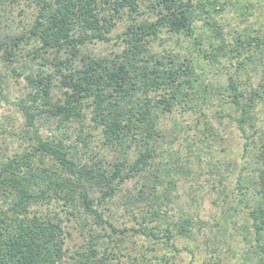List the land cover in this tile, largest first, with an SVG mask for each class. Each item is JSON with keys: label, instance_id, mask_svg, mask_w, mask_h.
Returning a JSON list of instances; mask_svg holds the SVG:
<instances>
[{"label": "trees", "instance_id": "1", "mask_svg": "<svg viewBox=\"0 0 264 264\" xmlns=\"http://www.w3.org/2000/svg\"><path fill=\"white\" fill-rule=\"evenodd\" d=\"M226 3L0 0V63L9 73L0 74V89L11 77L25 83L26 94L16 105L24 119L20 136L27 144L22 151L0 155V264H120L121 259L125 264H169L179 253L174 241L191 238L194 223L190 217L170 220L167 207L177 184L194 174L190 154L200 162L204 148L219 138L201 108L190 104H208L215 85L204 83L192 56L180 59L171 49L158 47L169 37L199 45L197 36H202H195V23L201 21L209 31L208 48L198 47L196 53L209 66L225 57L237 58L251 41L262 54L260 37L250 38L249 44L239 35L234 45L226 41L224 25L217 20ZM124 15L129 21L118 35L119 53H84L90 44L108 43ZM237 63L239 69L244 60ZM225 88L229 95L224 103L236 111V116L227 117L245 139L253 175L247 188L238 176L235 204H227L221 213L238 217L239 208H247V221L240 226L243 241L250 242L251 235L255 251L263 252L264 127L256 126V114L264 101V74L247 94L233 76H228ZM178 108L202 117L185 155L171 148L175 138L166 141L174 128L167 130L163 123ZM42 119L55 123L59 133L39 134ZM96 136L101 153L90 146ZM86 151L91 154L82 162L77 155ZM165 155L166 161H157ZM127 180L137 185L125 194L124 203L134 225L118 227L103 207ZM249 188L252 205L243 198ZM69 216L81 221L83 241L65 260L70 233L64 219ZM87 217L93 220L90 225ZM129 234L149 244L131 254L124 245ZM159 243L173 250L171 257L157 254ZM258 263L264 264V255ZM198 264H221V259Z\"/></svg>", "mask_w": 264, "mask_h": 264}, {"label": "rangeland", "instance_id": "2", "mask_svg": "<svg viewBox=\"0 0 264 264\" xmlns=\"http://www.w3.org/2000/svg\"><path fill=\"white\" fill-rule=\"evenodd\" d=\"M225 6V10L217 16V20L224 25L223 32L226 41L234 45V39L238 35L244 38L245 43L252 37H260L263 43L261 46L263 49L262 54L257 52L253 46L254 42L251 41L250 44L246 43L249 44V47L240 51L241 55L237 58L226 59L225 57L221 59L220 63L209 66L206 59L196 53L198 47L208 48L207 40L209 38L205 35L209 34V31L206 27H203L201 21L195 23L197 27L195 36L196 33L202 36H197L201 40L199 45H195L192 40L186 38H168L167 35H164L163 37L168 38V40H165L166 43L163 46L158 47V49L163 47L171 49L174 53L180 55V59L189 54L190 57H193L197 72L204 83L215 85L208 104L200 100L190 102V104H197L201 108L200 112L216 128L219 135V138L214 137L213 141L208 143V147L205 146L200 162L190 154L189 166L194 174L191 177L182 179L172 193V201L167 207L169 219L178 220L181 216L190 217L194 225L191 238H177L174 241L175 246L180 251L173 259L170 258L169 264L209 263L215 262V258L218 257L221 259V264H259L258 257L264 255V250L263 252L255 251L256 243L251 235L249 236L250 242L243 241L245 231L240 226L247 221V208H239L241 211L238 217H226L221 213V209L227 204H235L234 200L237 199L235 187L238 176L241 175V178L244 179L241 182L243 186L245 185L246 188L251 186L250 180L253 173L248 164L251 161V156L249 152L243 149L245 139H243L235 122L227 117V114L236 116V111L224 103L229 95L225 87L228 76H233L237 80L240 89L247 94L251 89L257 87L261 76L264 74V0H227ZM128 21L129 18L124 15L110 34L108 43L90 44L84 50V53H92L99 57L119 53L122 49V43L118 39V35L123 31ZM157 44L158 41L154 45ZM240 60H244V65L238 69L237 62ZM3 73L9 74L8 70L0 63V74ZM25 94V83L21 77H11L1 86L0 155L15 150L22 151L27 146L20 136L23 134L21 130L24 128V119L16 105ZM57 95L59 96V93ZM182 109L184 108H178L173 115L167 116L163 123L167 130L170 129L171 131L174 128L171 133L173 137L168 136L166 141L175 138L171 148L185 155L187 154L186 145L194 142L197 128H201V123L197 124V120L200 121L202 117L197 118L200 114L191 110L183 111ZM257 110L256 126L264 127V101L258 103ZM172 119L176 121L173 122ZM41 122L44 125L40 126L39 134L45 137L52 133H59L54 128L55 123L52 121L46 122L42 119ZM175 124H178V129L174 127ZM74 139L75 135H72V140ZM78 146H81V144L78 143ZM90 146L94 151L101 153L98 136L92 139ZM90 154V151H86L85 154L79 153L77 156L81 157L82 162H84V160H88ZM167 159L165 155L157 161H166ZM136 186L134 180H127L121 186L120 193L114 197L111 203L103 207L106 208L104 211L105 216H110L111 218H109L115 226L131 227L134 225L129 214L125 212L124 203L126 200L125 194L132 193ZM250 192L249 188L246 190V195L243 196V198H247L248 205L254 203L250 197ZM131 209L137 212L136 209L131 207L129 210ZM68 218L64 219V225L70 233L65 239V247L68 250V256L65 257V260L69 259V255L83 241L78 226L81 221H76L71 216ZM85 222L90 225L93 220L87 217ZM98 231L103 233L102 229L101 231L98 229ZM84 233H87V231H84ZM130 234L125 238L124 245L126 251L131 254H137L139 250H142L141 248H144V244H149V242L144 241V237ZM156 248L159 251L157 254L172 256L169 254L173 252L171 248H162L160 243ZM147 254L151 256L153 252L149 251ZM120 264H125L124 259H121Z\"/></svg>", "mask_w": 264, "mask_h": 264}]
</instances>
